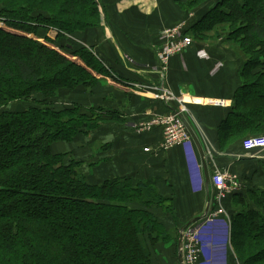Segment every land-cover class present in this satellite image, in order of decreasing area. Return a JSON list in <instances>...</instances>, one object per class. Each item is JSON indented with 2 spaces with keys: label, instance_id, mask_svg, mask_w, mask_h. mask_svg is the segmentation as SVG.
Listing matches in <instances>:
<instances>
[{
  "label": "trees",
  "instance_id": "16d2710c",
  "mask_svg": "<svg viewBox=\"0 0 264 264\" xmlns=\"http://www.w3.org/2000/svg\"><path fill=\"white\" fill-rule=\"evenodd\" d=\"M209 1L179 6L192 11ZM101 6L100 0H0V264H152L157 246L174 241L176 252L178 231L189 222L177 231L156 215L172 216L174 208L159 195V178L91 184L78 162L52 150L101 120L55 103L60 91L91 90L111 76L78 37L100 26ZM182 33L192 40L182 55L193 40L221 42L243 60L235 123L221 125L220 149L238 140L242 146L244 133H262L264 0H216ZM243 186L223 201L229 234L219 217L226 225L210 230L217 246L205 248L207 261L200 255L199 264H264V191H246V198Z\"/></svg>",
  "mask_w": 264,
  "mask_h": 264
},
{
  "label": "crops",
  "instance_id": "0c3cea01",
  "mask_svg": "<svg viewBox=\"0 0 264 264\" xmlns=\"http://www.w3.org/2000/svg\"><path fill=\"white\" fill-rule=\"evenodd\" d=\"M184 1L100 0V26L78 37L93 49L111 76L104 77L91 90L60 91L55 100L58 106L75 105L82 114L101 120L87 134H78L69 143L53 144V152L78 162L80 172L91 184L112 178H128L133 184L159 178V195L174 201L172 216L157 210L169 228L201 216L206 210L201 155L208 176L215 165L237 174L245 185L264 190V153L261 157H245L241 140L226 151L219 147L221 125L229 120L235 123L230 116L235 96L242 93L238 76L242 58L221 42L193 40V48L172 58L167 70L161 72L156 50L163 42V31L194 22L197 14L208 10L216 0L192 11L179 6ZM42 39L37 37L39 42ZM135 84L162 85L175 96L183 97L189 111L184 121L192 137L190 144L167 152L157 150L161 130L148 133L141 127L152 115L167 113L171 107L156 100L152 93L136 92ZM243 136L244 141L264 138V131ZM206 145L212 158H207ZM218 225L225 227L226 223L219 220L215 226ZM226 227L229 234V225Z\"/></svg>",
  "mask_w": 264,
  "mask_h": 264
},
{
  "label": "built area",
  "instance_id": "2783aa9c",
  "mask_svg": "<svg viewBox=\"0 0 264 264\" xmlns=\"http://www.w3.org/2000/svg\"><path fill=\"white\" fill-rule=\"evenodd\" d=\"M184 26L178 24L163 31V42L157 47L156 57L161 66V72L168 68L169 61L180 56L188 49L192 40L189 36L183 35ZM136 92L152 93L156 100L164 102L166 106L171 107L167 113L155 114L143 124L141 130L152 132L160 129L162 139L157 147L161 152L171 151L174 148L182 147L192 142L191 134L185 124L184 116L189 113L183 97L175 96L172 92L162 85L135 84ZM243 155L249 158L261 157L264 153V138H249L242 144ZM207 158H212V152L206 145ZM210 186L212 188V198L207 215L200 220V224H193L185 230L182 240L183 264H199L202 242L200 232L207 224H210L219 217L229 222L226 210L223 207V201L230 195L241 191L243 183L240 177L227 170H222L213 165L210 176ZM211 205L213 206L211 209Z\"/></svg>",
  "mask_w": 264,
  "mask_h": 264
},
{
  "label": "rangeland",
  "instance_id": "374dc122",
  "mask_svg": "<svg viewBox=\"0 0 264 264\" xmlns=\"http://www.w3.org/2000/svg\"><path fill=\"white\" fill-rule=\"evenodd\" d=\"M243 187H242L240 192H242L244 190ZM255 190L257 191L255 186H253V185L251 186V185H247L246 184L245 185V191H244V197H246V198L249 197V194L246 193V191L252 192V191H255ZM259 191H264V190H259ZM229 209H230V207H228V209L226 210L227 211L226 213H227L228 217L231 214ZM156 212H157L156 215L160 216V212L159 211H156ZM217 221H218V219L216 221L210 223V224H207L204 227V229L201 230V232H200V239H201V242H202L201 243L202 244L201 257L206 256L204 261H207V255H206L207 247L213 246V240H211V241L208 240V233L210 232V230L212 228H215V224H216ZM227 223H228V225H230L228 221H227ZM176 229L178 231V227L177 226H176ZM178 235H179V231H178ZM178 235H177V239H178ZM177 239H176V242H177ZM228 247L233 252L230 242H229V246ZM151 254H152V264H178V262H177V248H176V252H175V242L174 241H172L169 245H166V246L165 245L157 246L156 248L151 250ZM200 264H201V262H200ZM202 264H208V263L204 262Z\"/></svg>",
  "mask_w": 264,
  "mask_h": 264
},
{
  "label": "water",
  "instance_id": "95a60500",
  "mask_svg": "<svg viewBox=\"0 0 264 264\" xmlns=\"http://www.w3.org/2000/svg\"><path fill=\"white\" fill-rule=\"evenodd\" d=\"M202 154V153H201ZM202 158V165L204 168V177H205V184H206V189H207V207L205 212L203 213V215L198 216L192 220H190L188 223H186L180 230H179V235H178V239H177V261L178 264H183V255H182V240H183V233L185 232V230L187 228H189L190 226H192L193 224L198 223L200 220H202L206 215L207 212L209 210V206H210V193H209V185H210V179L208 176V172L206 169V165H205V160L203 155H201Z\"/></svg>",
  "mask_w": 264,
  "mask_h": 264
}]
</instances>
